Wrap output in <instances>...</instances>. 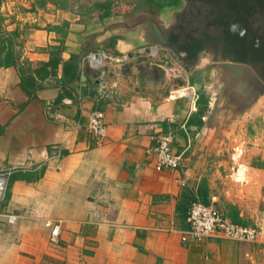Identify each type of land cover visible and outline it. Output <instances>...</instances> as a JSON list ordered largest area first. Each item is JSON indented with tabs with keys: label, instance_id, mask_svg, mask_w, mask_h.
<instances>
[{
	"label": "crops",
	"instance_id": "0c3cea01",
	"mask_svg": "<svg viewBox=\"0 0 264 264\" xmlns=\"http://www.w3.org/2000/svg\"><path fill=\"white\" fill-rule=\"evenodd\" d=\"M40 9L5 26L17 27L19 36L14 66L0 67V264H254L264 248V152L246 135L251 127L243 129L248 109L215 115L204 93L208 110L198 126L195 84L163 98L103 96L89 86L79 53L100 61L106 51L127 53L141 39L119 35L122 24L129 26L120 16L100 21L81 11ZM52 46H60V63L54 75L36 78L33 70L50 59ZM70 56L77 57L76 75L62 82ZM196 79L207 88L208 76ZM94 110L105 125L100 145L85 128ZM157 133L172 135L177 169H154L149 149ZM182 198L224 215L234 211L241 225L260 231L257 240L212 236L192 243L176 210ZM46 221L57 224L55 238Z\"/></svg>",
	"mask_w": 264,
	"mask_h": 264
},
{
	"label": "rangeland",
	"instance_id": "374dc122",
	"mask_svg": "<svg viewBox=\"0 0 264 264\" xmlns=\"http://www.w3.org/2000/svg\"><path fill=\"white\" fill-rule=\"evenodd\" d=\"M0 1V12L4 17L1 33L5 30L6 25L10 24L8 27H13L16 23L21 24L25 18L32 16V11H41L37 6L30 9L32 2L37 0ZM97 1L66 0V4L70 11L84 12ZM114 1L136 4V7L130 9L126 15L120 16L127 20L129 25L152 21L163 28L168 27L167 8L157 9L154 5L150 6L145 3V0ZM53 7L46 2L43 7L45 10L42 11L49 12ZM105 53L107 55H104L99 64L91 67L88 65H93L90 58L93 53H89V51L79 53L84 61L83 69L90 83L89 86L97 87L101 91V95L114 101L124 100L134 94L163 98L167 95L174 96L183 93L182 88L187 86L189 77L208 76L207 88L202 90L200 84L197 83L194 85L195 91H201L203 94L210 93L215 115H220L219 112H221V115L228 116L230 114L232 116L239 110L248 109V115L251 118L242 121L243 129L251 127L246 135L252 141L253 139L256 141L257 149L264 152V92L257 93L256 90H253L251 85L246 83L248 80L245 73L239 76L234 75L227 63L201 64L194 71H185L167 49H157L153 44L136 46L127 53L115 51L110 53L106 51ZM231 120L229 119L227 122H231ZM254 264H264V248Z\"/></svg>",
	"mask_w": 264,
	"mask_h": 264
},
{
	"label": "water",
	"instance_id": "95a60500",
	"mask_svg": "<svg viewBox=\"0 0 264 264\" xmlns=\"http://www.w3.org/2000/svg\"><path fill=\"white\" fill-rule=\"evenodd\" d=\"M118 32L167 49L185 71L227 63L234 75L246 74L253 90L264 92V0H179L167 28L140 22L122 24Z\"/></svg>",
	"mask_w": 264,
	"mask_h": 264
},
{
	"label": "built area",
	"instance_id": "2783aa9c",
	"mask_svg": "<svg viewBox=\"0 0 264 264\" xmlns=\"http://www.w3.org/2000/svg\"><path fill=\"white\" fill-rule=\"evenodd\" d=\"M85 128L95 145H100L105 137V125L101 111H91L87 117ZM152 145L149 153L154 158V169L157 171L175 170L180 166V156L171 151L172 135L157 133L151 137ZM4 192V180L0 177V200ZM185 222L188 226L185 237L196 245L202 244L212 236L235 241L252 243L258 238L260 231L254 226L233 224L219 210L206 207L198 200L189 203ZM51 238L58 233L57 224L44 222Z\"/></svg>",
	"mask_w": 264,
	"mask_h": 264
},
{
	"label": "trees",
	"instance_id": "16d2710c",
	"mask_svg": "<svg viewBox=\"0 0 264 264\" xmlns=\"http://www.w3.org/2000/svg\"><path fill=\"white\" fill-rule=\"evenodd\" d=\"M46 2L53 5L55 9L64 10V11L69 10L66 4V0H47V1L37 0V1H34V3L32 2L30 9L34 8L35 6L39 8H43ZM144 2L149 4L150 6L154 5L155 8L157 9L170 8V7L176 8L179 5V0H145ZM134 7H136V4H127V3H122V2L120 3L119 1H114V0H105L102 3H98V2L93 3L90 8H88L86 11L83 12V14H81V16H84L87 19L97 18L98 20L101 21L103 19L113 17V16L118 17V16L126 15L127 12H129L130 9ZM3 23H4V17L2 16L0 12V29L3 26ZM55 29L57 30L58 27ZM18 36H19V33L17 30V27L12 31L4 30L2 31V33L0 32V67L5 68L9 66H14L15 60L18 56L17 53L14 51V46H18V44L15 41L18 38ZM113 43H114V38L110 39L109 44L112 46ZM59 51H60V46L50 47V59L45 64L41 65L39 69L33 70L34 76L36 78H42V76L39 77V73L42 71H47L49 75H54L55 69L57 65L60 63ZM76 59L77 57L70 56L69 60L63 63L62 72H61L62 82H69L75 77ZM25 82L27 83L28 80L25 81L22 79V81L20 82V87L22 88V90H24L27 94L30 95L31 90L29 89L31 87L26 88ZM197 83L199 84V81L196 78L194 77L188 78L189 86H192L193 84H197ZM195 103L197 107H196L195 113L193 114V117L196 118L197 125L201 126L202 117L205 115V113L208 110V106H207L208 100L201 91H198ZM12 178L10 177V180L8 179V183L6 185L5 194H4L5 198L8 197L9 185H10V181L12 180ZM191 201L193 200L190 198H186V199L182 198V200H180V203L176 205V210L182 211L184 220L186 217L187 205ZM225 216L228 217V219L233 224L241 225L240 222L236 220L234 211L231 210L230 213L225 214Z\"/></svg>",
	"mask_w": 264,
	"mask_h": 264
},
{
	"label": "flooded vegetation",
	"instance_id": "af4514ba",
	"mask_svg": "<svg viewBox=\"0 0 264 264\" xmlns=\"http://www.w3.org/2000/svg\"><path fill=\"white\" fill-rule=\"evenodd\" d=\"M143 22H147V21H143ZM137 23H140V22H137ZM148 24L149 25H151V24L158 25V24H156L155 22H152V21H150ZM158 27L161 29V26L160 25H158ZM150 36L152 37V34L151 33H150Z\"/></svg>",
	"mask_w": 264,
	"mask_h": 264
},
{
	"label": "bare ground",
	"instance_id": "6f19581e",
	"mask_svg": "<svg viewBox=\"0 0 264 264\" xmlns=\"http://www.w3.org/2000/svg\"><path fill=\"white\" fill-rule=\"evenodd\" d=\"M91 59H92V57H91Z\"/></svg>",
	"mask_w": 264,
	"mask_h": 264
}]
</instances>
